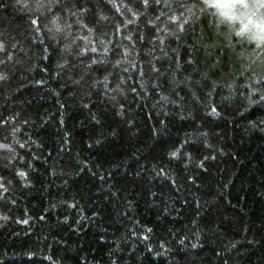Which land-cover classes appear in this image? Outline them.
<instances>
[{"label": "trees", "instance_id": "obj_1", "mask_svg": "<svg viewBox=\"0 0 264 264\" xmlns=\"http://www.w3.org/2000/svg\"><path fill=\"white\" fill-rule=\"evenodd\" d=\"M202 7L0 0V264H264V49Z\"/></svg>", "mask_w": 264, "mask_h": 264}, {"label": "snow or ice", "instance_id": "obj_2", "mask_svg": "<svg viewBox=\"0 0 264 264\" xmlns=\"http://www.w3.org/2000/svg\"><path fill=\"white\" fill-rule=\"evenodd\" d=\"M202 11L206 9H215L217 14L224 18V20L227 21H239L240 22V15H244L247 13V20L248 23L242 24L240 27V30L236 32L237 36H244L248 35L252 40H254L257 43V46L264 49V0H202ZM25 7H28V5H24ZM144 6L147 8L149 6V0H144ZM113 7L116 8L117 11H119V7L115 4H113ZM165 7H171L170 4L165 3ZM178 7H188L187 3H180L178 4ZM192 7H196V5H192ZM251 9V12H248V10ZM238 10H244L243 12H239ZM259 16V21L255 22V27L259 30L260 35L256 36L249 30V24L254 23L253 17ZM159 19V18H158ZM171 19L175 22L177 20V17H171ZM37 19H33L31 21L32 24H37ZM187 22V21H185ZM57 31H61V29L58 27ZM89 31H91L89 29ZM181 31H183V26H181ZM131 39V37H129ZM163 42V41H161ZM103 43V42H102ZM3 44H0V50L3 49ZM91 51L96 52V48L93 47ZM105 52H107V48L105 47ZM127 54V53H126ZM93 63H97V61H93ZM4 77H0V79H3ZM107 79V78H105ZM261 80H264V77L261 78ZM261 80H257V83H260ZM162 99H164L162 97ZM261 99H264V96H261ZM212 112L215 113L216 109L213 108ZM3 147H7V145H4ZM23 147V145H21ZM176 153H172V156H175ZM21 177L25 176L24 172L18 173ZM0 189H3V192H7L8 189L5 188L2 184H0ZM23 223L27 224L28 221L24 220Z\"/></svg>", "mask_w": 264, "mask_h": 264}, {"label": "clouds", "instance_id": "obj_3", "mask_svg": "<svg viewBox=\"0 0 264 264\" xmlns=\"http://www.w3.org/2000/svg\"><path fill=\"white\" fill-rule=\"evenodd\" d=\"M244 10H238V13L239 12H243ZM248 12H251V9L248 10ZM240 19V24L242 26V24H246L248 23V20H247V13H245L244 15H240L239 17ZM259 16H255L253 17V21L254 23L252 24H249V30L250 32H252L253 34H255L256 36H259L260 35V32L259 30L255 27V22H258L259 21ZM240 30V29H239Z\"/></svg>", "mask_w": 264, "mask_h": 264}]
</instances>
